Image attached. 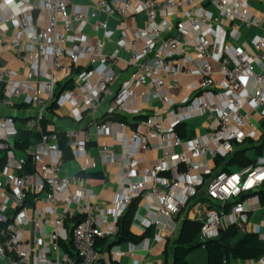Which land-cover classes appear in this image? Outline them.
I'll return each instance as SVG.
<instances>
[{
  "label": "built area",
  "instance_id": "2783aa9c",
  "mask_svg": "<svg viewBox=\"0 0 264 264\" xmlns=\"http://www.w3.org/2000/svg\"><path fill=\"white\" fill-rule=\"evenodd\" d=\"M97 8L116 17V33L98 18ZM137 15L143 17L142 26L129 22ZM252 26L264 29V5L256 14L249 0H97L96 9L87 14L73 8L71 0H0V52L10 47L21 63V70L0 63V105L21 98L31 112L27 125L39 134L16 149L15 116L0 113L4 264H69L67 253L50 256L67 236L77 264H105L97 239L117 233L116 220L135 197L137 206L151 213L150 218L140 217L143 225L164 224L170 234L189 208L200 206L203 189L219 206L209 204L200 218L202 240L219 235L228 212L249 210L264 184V150L255 162L234 171H212L208 162L226 159L239 143L257 136L264 144V35L237 42L243 38L242 28ZM98 29L103 38L88 32ZM105 39L114 41L111 51L104 50ZM64 82L71 86L57 91ZM104 101L107 107L99 115ZM63 103L70 106L74 121L86 120L85 127L47 129L46 113ZM115 114L124 115L132 127L123 131L128 124L113 118ZM199 116L203 120L194 128L200 132L191 133L186 124ZM178 126L190 133L183 137ZM89 127L116 132L119 141V150L100 147L103 161L120 174L111 208L85 199L83 189L71 190L69 177L62 173L60 135L72 143L73 155H84ZM156 148L160 156L141 166L136 177L144 162L139 151ZM83 166L94 167L95 162L87 159ZM29 195L62 204L53 210V230L46 242L42 217L30 215L25 207ZM73 205L82 218L72 222L67 234ZM110 215L114 223H109ZM28 223L36 235L32 243L23 229ZM156 240L155 252H161L163 235Z\"/></svg>",
  "mask_w": 264,
  "mask_h": 264
},
{
  "label": "crops",
  "instance_id": "0c3cea01",
  "mask_svg": "<svg viewBox=\"0 0 264 264\" xmlns=\"http://www.w3.org/2000/svg\"><path fill=\"white\" fill-rule=\"evenodd\" d=\"M36 2L37 0H32ZM96 1L97 0H71L72 7L79 9L83 13L87 14L91 10L96 9ZM252 9L256 14H259L261 8L264 5V0H249ZM213 11V9L211 7ZM216 12V11H215ZM98 18L105 19L108 22V27L112 30H116L117 19L112 15L106 14L101 8H97ZM129 22L136 23L139 26L143 25V17L141 15H137L129 19ZM243 30L246 31L247 37L240 38L237 42L242 39H249L254 34L264 35V29L258 27H250L248 29L242 28V34H244ZM93 36L103 38V32L101 29L97 31H88ZM116 33V32H115ZM115 35H113L114 39ZM3 40H7L8 36L1 37ZM112 39H105L104 50L111 51L114 48V41ZM236 42V43H237ZM120 56L125 57L126 53L124 51L120 52ZM0 63L4 65H8L16 70H21L20 61L13 55V51L10 47L2 50L0 52ZM11 105L3 106L0 105V113L8 112L15 116L16 122L17 120L22 121L24 124L19 125L18 129L23 128L26 130H31L27 125V119L31 117V112L28 111L23 104L18 102V99L13 97L11 99ZM155 104H158V101H154ZM107 107V102L104 101L98 111V114L103 115L105 109ZM115 114L113 118H116ZM124 116V115H123ZM116 119H119L116 118ZM45 125L48 130L58 129L62 130L64 128L71 127H85L86 120L76 122L70 115V106L68 103H63L60 106L54 107L49 110L44 118ZM125 122L128 126L122 129L123 131H128L129 128L132 127L133 123L125 118ZM193 122H188L186 127L191 131V133H198L200 131L194 128ZM116 131V129H113ZM178 130H181L178 129ZM259 130V129H258ZM117 132H119L117 130ZM260 132V130H259ZM90 140L86 143L85 154L84 155H73L71 152V157L64 160L62 166V173L69 177L70 179V189H83V195L85 199H88L90 202L96 204L99 208H111L113 206V200L115 199L116 194L119 190V180L120 177L118 168L108 162L103 161L101 157L100 147L102 144H108L113 146L116 150H119V141L116 139V132L106 133L103 131L95 130L93 127H89ZM118 134V133H117ZM69 149H72V143L67 142ZM261 145L260 149L257 147ZM241 150V154L244 158L255 162L259 156L262 155L264 150V144L260 141V136L254 137L249 140H245L242 143H239L235 149L231 152V154L225 158H214L209 159V166L212 171H216L218 169H223L226 160L235 154V151ZM258 151H260L258 153ZM161 149L156 148L149 151H139V153L143 156L144 162L138 168V172L136 177H140V169L141 166H145L147 163L154 161L160 156ZM91 160L95 162L94 167L86 166L84 167V163L86 160ZM239 167L236 165H228L229 171H234ZM256 194V193H255ZM199 207H191L186 211V218L190 220H199L203 216L205 210L208 205L219 206V204L212 203L209 199H207L204 190H200L199 194ZM25 207L29 209V214H39L42 217L43 222V241H48L49 234L53 230V210L60 208L62 204L60 202L49 203L44 199L40 200H32V196L29 195L27 201H25ZM77 205H73L72 208L75 210L68 214V218L76 215ZM227 211L229 206L227 205ZM135 212L138 213L137 217H133L131 222L129 223V230L132 234L136 235L139 238L137 239H123L121 241H116V234H106L101 238L104 239L103 244L100 246L101 250L104 253L105 264H164L165 254L163 250L161 252H155L157 250V235H163L164 238V246L166 239L175 237L181 226V220H178L177 227L173 233H165L164 224L160 227L152 226V234L149 236L140 235L145 232V230L150 227H145L143 222L140 221V217H151L150 211L146 210L142 206H137ZM135 215V214H134ZM109 223H114V218L112 215L108 216ZM231 221V222H230ZM117 222V220H116ZM163 222V220H161ZM72 221L66 223L65 228L68 231ZM234 224L238 227L239 233L238 236L243 234L246 231L255 232L257 231L259 235H264V203H261L259 196L256 194V198L251 206V208L243 213L230 214L228 212V216L225 219L223 226L221 228L224 229L228 225ZM24 233L26 235L27 241L31 242L35 238V231H33L31 223H28L23 227ZM61 242L66 243L67 249L70 251L68 253L63 246L59 245V248L52 249L50 252V256H55L56 254L67 253L71 257V262L69 264H76V258L74 256V252L71 246L70 239L68 236L65 239H61ZM172 246L168 248L167 261L171 260L172 256ZM195 248H199V250H195L194 253L192 251ZM188 255L187 262L188 264H204L207 263V257L205 255L206 248L203 243L195 247ZM192 256V257H191ZM226 259L228 261L227 264H251V260L254 262L260 261L258 264H264V255L260 256L257 259H243L237 258L233 259L229 252L226 253ZM0 264H4V260L0 258ZM168 264V263H167Z\"/></svg>",
  "mask_w": 264,
  "mask_h": 264
},
{
  "label": "trees",
  "instance_id": "16d2710c",
  "mask_svg": "<svg viewBox=\"0 0 264 264\" xmlns=\"http://www.w3.org/2000/svg\"><path fill=\"white\" fill-rule=\"evenodd\" d=\"M69 82H64L62 85H59L57 91L61 90L65 87H70ZM2 83H0V99L3 96L2 93ZM125 120V116L117 115L116 118ZM134 118H138L135 116ZM181 130H178L180 129ZM184 126H178L177 131L183 136H187L190 133L189 130L184 129ZM39 134L32 131L26 130L23 128L18 129V133L14 138L15 148L18 150H22L25 146H27L33 139H38ZM67 139L60 135L59 145L62 150V158L66 160L71 157V151L69 146L67 145ZM261 145L257 147L260 149ZM241 150L235 151L231 157L226 160L224 164L223 170L229 171L228 165H236L238 167H242L249 163H252L251 160L244 158L240 152ZM260 151H258L259 153ZM4 163V152L0 150V165ZM256 194L259 196L261 203H264V184L260 189L256 191ZM139 201V197L133 198L128 204L126 210L123 214L118 218L117 225L118 231L116 233V241H121L123 239H137L136 235L132 234L129 230V223L131 222L134 212L136 210L137 204ZM82 215L76 214L71 217H67V223L77 222L81 220ZM10 220V218H8ZM5 225V221H0V229ZM199 220H190L186 217L182 219L180 230L178 234L173 238L166 239L165 246L163 248V253L166 255L164 264H188L187 255L198 245L201 243L204 244L206 248V264H227L228 261L226 259V253L229 252L233 259L243 258V259H257L260 256L264 255V238H260L257 232L246 231L243 234L238 236L239 229L236 225L230 224L226 228L220 230V233L217 237L211 239L202 240L199 238ZM152 234V226L148 227L145 232H143L140 236H149ZM104 239L99 237L97 239V247L99 249L103 244ZM61 246L66 249L68 253L70 251L67 249L66 243H59ZM172 246V256L171 260L167 261L168 248ZM76 264H77V259Z\"/></svg>",
  "mask_w": 264,
  "mask_h": 264
},
{
  "label": "rangeland",
  "instance_id": "374dc122",
  "mask_svg": "<svg viewBox=\"0 0 264 264\" xmlns=\"http://www.w3.org/2000/svg\"><path fill=\"white\" fill-rule=\"evenodd\" d=\"M243 32H244V34H243V37H244V36L246 35V31L243 30ZM245 37H247V36H245ZM20 101H21V98L18 99V102H20ZM154 104H155V103H154ZM202 120H203V117L199 116V117H195V118L191 119L190 122H193L194 125H199V124L201 123ZM16 124H17V126H19V125H22V124H24V123H23L22 121L17 120ZM175 150L178 151V150H179V147L176 146V147H175ZM16 154H19V153L16 152ZM197 249L199 250V248H195V249L192 251V253H194V251L197 250ZM205 255H206V253H205ZM191 257H192V256H191ZM204 264H206V263H204Z\"/></svg>",
  "mask_w": 264,
  "mask_h": 264
}]
</instances>
